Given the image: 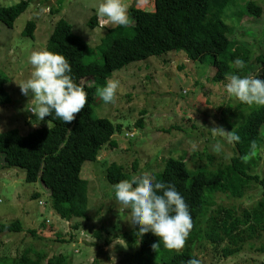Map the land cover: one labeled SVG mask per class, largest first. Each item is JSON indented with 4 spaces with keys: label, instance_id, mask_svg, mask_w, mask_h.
<instances>
[{
    "label": "rangeland",
    "instance_id": "obj_1",
    "mask_svg": "<svg viewBox=\"0 0 264 264\" xmlns=\"http://www.w3.org/2000/svg\"><path fill=\"white\" fill-rule=\"evenodd\" d=\"M19 1L0 0V7ZM27 1L28 9L16 19L11 29L0 23V74L9 80L6 91L11 99L10 104L0 106V132L16 129L21 135L52 126L45 118L38 126L31 125L34 116L25 110L28 98L20 94L15 83L28 76L30 52L44 49L56 22L59 19L68 22L73 32L87 43L84 63H102L98 45L106 37L107 30L116 26L96 15L100 0ZM247 2L260 8V16L245 10ZM121 3L127 12L131 7L153 11V0H121ZM227 8L223 12V21L232 29V41L250 51L247 75L260 78L264 63H258L257 58L264 56V0H232ZM92 16L96 17V26L90 29L87 23ZM27 21L36 23L32 40L21 36ZM171 53L130 63L113 73L109 79L118 80L119 88L115 101L108 105L99 98L98 89L109 79L100 84L95 79L85 81L97 84L93 115L121 126L120 133L114 134V146L106 145L96 162H85L81 168L80 177L88 183L90 221L80 220L82 226L74 229L76 222L61 220L53 212L49 194L39 181L25 182L24 172L20 169H0V223L17 220L23 228L21 233L0 235V264H13L12 260L19 259L25 252L31 258L42 254L43 264H47L48 259H57L59 262L55 264H109L112 256H115L116 264H135L133 258L138 246L132 245L129 249L120 237L133 229L128 224L126 210L121 211V206L115 202L113 187L106 181L107 167L117 163L129 176L142 173L151 178L160 170L164 159L171 156L188 160L194 153L200 154L204 150L214 158L213 167L229 164L234 155L233 142L211 129L222 128L232 134L249 112L261 105L249 106L227 97L223 88L226 81L218 84L211 81L213 67L197 65ZM139 120L142 128L136 127ZM126 133L132 139H127ZM260 137L263 140L258 153L260 160L251 171L264 177V127ZM139 138L142 139L140 143ZM134 161L138 163L136 171L132 170ZM188 162L187 170L188 166L194 165L196 169L206 164L205 159ZM33 194H38L37 199ZM246 198L250 205L260 198V193L253 188ZM218 202L246 206L242 201L221 196ZM112 204L118 207L111 209ZM98 230L100 238L93 234ZM32 231H35L34 236ZM191 247L201 264H252L264 259V254L257 251L258 243L246 245L241 253L228 258H223L221 252L214 253L209 245L202 250H198L197 245ZM166 256L162 250L150 261L160 264L159 259Z\"/></svg>",
    "mask_w": 264,
    "mask_h": 264
},
{
    "label": "trees",
    "instance_id": "obj_2",
    "mask_svg": "<svg viewBox=\"0 0 264 264\" xmlns=\"http://www.w3.org/2000/svg\"><path fill=\"white\" fill-rule=\"evenodd\" d=\"M231 2L153 0L152 12L131 7L127 12V26L107 30L106 37L100 41L98 47H101L102 63L83 62L88 51L87 43L73 32L68 22L59 19L44 50L58 53L69 62L74 82L86 93L85 105L69 123L45 117L52 124L49 128H36L27 135H21L16 129L0 132V169H20L24 172L25 182L39 181L49 194L53 212L61 220L76 222L74 229L81 227L80 220L90 219L87 213L88 183L80 177L81 168L85 162H96L102 149L114 144V134L120 133L121 128L106 118L93 115L97 84L85 81L95 79L100 84L130 63L166 56L169 52L179 54L197 65L213 67L211 81L216 84L226 81L233 73L247 75L250 51L232 41V29L223 21V12ZM28 6L27 0H20L11 6L0 7V23L11 29ZM245 7L250 14L260 16V8L254 3L247 2ZM56 11L59 13L58 9ZM87 25L90 29L94 28L96 17L92 16ZM35 26V21H27L21 36L32 40ZM235 58L242 59L245 68L235 69L230 63ZM257 61L264 63V56L258 57ZM260 76V79H264V72ZM8 83V78L0 74V106L11 102L6 91ZM136 127L142 128L141 120L137 121ZM262 127L264 105L251 110L232 133L239 139L232 141L234 155L227 165L213 167L214 158L205 150L188 158L192 162L196 159L201 162L202 159L206 160L205 165L196 169L193 165L188 166L187 170L189 162L184 157L170 156L162 161L160 170L153 173L151 179L176 187L188 205L192 228L181 250L165 249L151 233L138 238L135 229L120 235L129 249H132V245L138 246L133 258L135 264H152L150 259L162 250L167 256L159 259L160 264H187L189 259L196 258L192 253L193 245H197L198 250L209 245L214 253L221 252L223 258H228L241 253L246 245L258 243L257 251L264 254V177L251 171L260 160L258 153L263 141L260 137ZM125 137L132 139L128 133ZM141 140L139 138V143ZM137 167L138 163L134 161L132 170L136 171ZM141 175L144 174L137 176ZM132 177L124 173L117 163H111L106 169V181L111 186ZM253 188L259 191L260 198L248 205L246 194ZM33 195L37 199L38 194ZM220 196L242 201L246 206L218 202ZM117 207L116 204L110 206L111 209ZM10 232H23L19 221L0 223V235ZM31 234L34 236L35 231ZM93 234L100 238L99 230ZM57 239L64 240L61 237ZM156 243L153 250L152 245ZM44 260L42 254L31 258L25 252L12 261L13 264H43ZM55 262L59 261L47 260V264ZM252 264H264V259Z\"/></svg>",
    "mask_w": 264,
    "mask_h": 264
},
{
    "label": "clouds",
    "instance_id": "obj_3",
    "mask_svg": "<svg viewBox=\"0 0 264 264\" xmlns=\"http://www.w3.org/2000/svg\"><path fill=\"white\" fill-rule=\"evenodd\" d=\"M96 15L116 26H127L129 23L121 0H100ZM27 63L31 68L30 73L15 84L20 94L28 98L25 110L34 116L31 125L38 126L45 117L59 119L64 124L73 121L74 114L79 113L85 105L86 93L74 82L66 58L38 49L30 52ZM230 63L237 70L245 68V62L240 58ZM118 88L119 81L109 79L98 89V96L105 105L111 104L116 99ZM223 88L227 97L245 105H264V79L257 75L233 73L226 78ZM211 130L226 136L228 141L239 139L222 128L214 127ZM112 187L115 202L121 206V211L126 210L128 224L136 230L138 238L151 233L165 249L183 248L192 221L188 205L173 184L153 182L150 177L141 175L133 176L131 180H121ZM157 243L152 245L153 250ZM109 264H116L115 256L111 257ZM187 264H201V260L191 258Z\"/></svg>",
    "mask_w": 264,
    "mask_h": 264
}]
</instances>
